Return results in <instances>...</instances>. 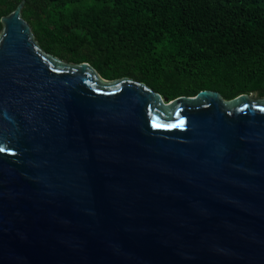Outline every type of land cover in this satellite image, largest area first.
<instances>
[{
    "label": "water",
    "instance_id": "water-1",
    "mask_svg": "<svg viewBox=\"0 0 264 264\" xmlns=\"http://www.w3.org/2000/svg\"><path fill=\"white\" fill-rule=\"evenodd\" d=\"M1 17L0 264H264V98L169 101Z\"/></svg>",
    "mask_w": 264,
    "mask_h": 264
},
{
    "label": "trees",
    "instance_id": "trees-1",
    "mask_svg": "<svg viewBox=\"0 0 264 264\" xmlns=\"http://www.w3.org/2000/svg\"><path fill=\"white\" fill-rule=\"evenodd\" d=\"M20 1L0 0V32ZM21 16L43 51L169 101L264 98V0H25Z\"/></svg>",
    "mask_w": 264,
    "mask_h": 264
},
{
    "label": "rangeland",
    "instance_id": "rangeland-1",
    "mask_svg": "<svg viewBox=\"0 0 264 264\" xmlns=\"http://www.w3.org/2000/svg\"><path fill=\"white\" fill-rule=\"evenodd\" d=\"M250 98H255V99H257V97H256V96H254V95H251V96H250Z\"/></svg>",
    "mask_w": 264,
    "mask_h": 264
},
{
    "label": "snow or ice",
    "instance_id": "snow-or-ice-1",
    "mask_svg": "<svg viewBox=\"0 0 264 264\" xmlns=\"http://www.w3.org/2000/svg\"><path fill=\"white\" fill-rule=\"evenodd\" d=\"M0 151H2V149H0Z\"/></svg>",
    "mask_w": 264,
    "mask_h": 264
}]
</instances>
